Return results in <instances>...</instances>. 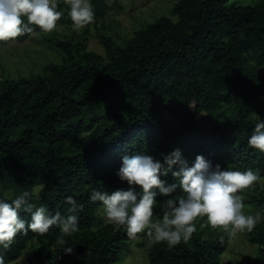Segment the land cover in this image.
<instances>
[{
	"label": "trees",
	"instance_id": "16d2710c",
	"mask_svg": "<svg viewBox=\"0 0 264 264\" xmlns=\"http://www.w3.org/2000/svg\"><path fill=\"white\" fill-rule=\"evenodd\" d=\"M91 3L99 23L118 0ZM57 10V25L72 26L68 6L60 2ZM101 38L103 53L76 37H51L60 62L30 77H0V199L41 189L30 202L53 215L67 214V197L84 205L80 231L65 237L71 254L56 244L60 233L52 228L42 236L17 234L3 251L5 264L31 244L36 264H122L134 244L147 252V264H222L231 239L202 225L204 218L187 243L149 246L145 233L130 239L122 226L100 219L99 202L89 197L92 189H128L116 175L125 154L163 162L179 149L189 166L203 156L222 170L264 172V155L247 145L258 117L264 120V0H178L170 16L123 40ZM161 179L177 183L171 173ZM250 199L264 213V189ZM249 235L257 254L247 264H264V220Z\"/></svg>",
	"mask_w": 264,
	"mask_h": 264
},
{
	"label": "clouds",
	"instance_id": "9594fccd",
	"mask_svg": "<svg viewBox=\"0 0 264 264\" xmlns=\"http://www.w3.org/2000/svg\"><path fill=\"white\" fill-rule=\"evenodd\" d=\"M60 2L68 6L73 30H82L94 21L91 0H0V41L14 40L37 28L45 33L53 31L63 15L57 10ZM247 145L264 155V120L259 117ZM174 166L178 170L173 171ZM169 173L177 183L167 184L161 179ZM116 175L127 183V190L109 193L92 189L89 199L94 204L99 202L100 214L107 224L122 226L130 239L145 233L149 246L166 242L171 248L187 243L196 230L197 218L206 217L211 228H222L230 239L251 232L264 220V213L259 211L245 214V205L238 195L261 181L259 171L222 170L203 156H197L189 166L181 151L175 149L163 156V162L146 154H125ZM177 188L181 192L174 196ZM40 190L24 191L11 202L0 199V264H5L3 251L10 249L17 234L32 232L42 236L52 228L59 229L56 244L64 246L66 254L73 252L72 247L66 246L65 237L80 231L78 214L84 205L67 197V214L57 211L53 215L47 206L36 207L30 202L34 195L39 198ZM158 196L168 198L158 202ZM154 209H158L156 219ZM21 211L31 214L30 221L20 218Z\"/></svg>",
	"mask_w": 264,
	"mask_h": 264
},
{
	"label": "rangeland",
	"instance_id": "374dc122",
	"mask_svg": "<svg viewBox=\"0 0 264 264\" xmlns=\"http://www.w3.org/2000/svg\"><path fill=\"white\" fill-rule=\"evenodd\" d=\"M178 0H118L110 12L99 20L92 22L86 28L76 31L72 26L60 23L48 33L43 31L34 32L25 41H12L6 45L0 44V77H30L43 73L45 67L53 62H60L62 54L54 49L48 42L51 37L66 38L76 37L85 41V46L92 51L103 53L105 43L102 42L101 34L112 35L116 40H123L126 35H132L149 22H153L162 15H171L173 5ZM106 25L109 30L103 31L99 27ZM47 34V35H46ZM193 107V105H192ZM174 125H179L175 115L167 113ZM262 179L254 188L244 189L238 193L245 205V214H255L260 211V206L250 195L264 189V172H260ZM158 209H154V219ZM98 217L103 219L98 212ZM202 225H207L206 217ZM215 230L222 231V228ZM249 232H244L231 238L222 258V264H247L257 254V246L250 243ZM35 245L31 244L24 254L11 264H36L32 259ZM147 252L137 245L130 247L128 256L122 264H147Z\"/></svg>",
	"mask_w": 264,
	"mask_h": 264
}]
</instances>
